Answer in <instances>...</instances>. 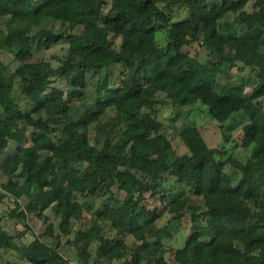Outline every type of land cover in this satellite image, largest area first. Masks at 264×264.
<instances>
[{"label":"trees","instance_id":"1","mask_svg":"<svg viewBox=\"0 0 264 264\" xmlns=\"http://www.w3.org/2000/svg\"><path fill=\"white\" fill-rule=\"evenodd\" d=\"M177 6L188 16L173 21ZM0 14L23 24L0 29V51L17 63L0 57V154L17 143L0 160V202L14 199L20 237L30 214L60 218L44 232L57 245L35 234L19 246L0 223V260L14 250L6 264H73L58 247L67 237L79 264H264V0H0ZM46 19L81 30L56 32ZM62 43L57 67L37 58ZM161 94L201 102L225 141L241 125L249 156L210 147L194 125L167 126ZM184 222L190 233L166 259Z\"/></svg>","mask_w":264,"mask_h":264},{"label":"rangeland","instance_id":"2","mask_svg":"<svg viewBox=\"0 0 264 264\" xmlns=\"http://www.w3.org/2000/svg\"><path fill=\"white\" fill-rule=\"evenodd\" d=\"M188 16V12L186 7L184 6H177L172 11V19L173 21L182 20ZM8 15L6 14H0V29H13L16 27H21L23 24H14L12 26H9L7 24ZM42 27L52 29L56 32L59 31H70V32H79L81 30L80 26H73L69 27L67 24L46 19L41 24ZM160 41L163 40L162 35H159ZM67 43L58 44L53 47H45L44 49L40 50L37 53L38 59H44V60H52L54 66H58V57L64 56L66 54L67 50ZM264 49V48H263ZM194 51V49H192ZM0 57L3 59L5 63H7L11 70H14L17 63L14 61L12 55L8 52H2L0 51ZM53 58V59H52ZM241 75L245 76L248 79V85L246 88L245 95L247 97L250 96L253 87L257 83V79L254 76L253 70L251 68H247L244 72H241ZM223 81V79H221ZM56 86H60L62 88H65V85L63 82H58ZM161 100V115L160 119L164 121V123L171 127L176 126V129L178 131L187 128L189 126H196L198 127L204 138L206 139L208 145L210 147H221L223 146L226 150L229 151V153L234 154L235 156L245 160L249 154L250 149L243 148L238 143L240 133H241V125H235L232 130L226 131L229 135L230 139L228 141L224 140V134L223 129L220 127V124L213 120L209 114L207 113V109L205 105H203L201 102H198L196 104L187 105V106H181V105H174L171 100L167 99L164 94L160 95ZM77 107V113L75 118H78V116L84 112L86 109V106L81 105V103H78L76 105ZM32 108V105L30 102H28V99L23 98V110L25 112H29ZM91 109H95L92 107ZM237 118H240V115L236 116ZM231 122V121H230ZM230 122H226L225 125L229 124ZM17 146V143L13 140L10 141L9 147L6 149V151L2 154H0V160L3 159V157H7L9 155H12L15 151ZM178 151L180 153H183L186 151V146L182 143L176 145ZM226 171L228 174L233 176V180L236 183L238 181L237 175H235L233 169L230 167L226 168ZM171 179H174L171 177ZM172 181V180H171ZM2 183V179L0 178V184ZM116 191V190H115ZM0 192H2L0 188ZM82 200V198H81ZM113 204V203H112ZM15 208V202L14 199L7 195L3 199L2 202H0V223L2 224L3 228L10 232L11 234L16 235V242L19 244V246L27 245L29 244L36 235H41L43 240H47V242L57 245L58 239L55 237L47 236L44 232L46 230V226L49 222H52L55 225V233L58 232V223H59V216L55 213L54 208H49L46 210L45 214L48 216V222L44 219L39 218L36 214H30L28 216V221L30 226L32 227V231H29L25 233L24 236L20 237L18 235L19 231L24 230V226L20 223V215H17L16 217L11 216L12 210ZM170 218V215L166 213L162 219L158 222V224L163 225L167 223L168 219ZM189 222H184L182 231H180L174 240L166 242V245L162 249V255L168 259L169 252L172 247H182L185 243V240L187 239L190 229H189ZM114 235V234H113ZM67 237H63L61 239V243L58 245L60 252L66 256L69 260L72 262H77L75 258V249L72 246H69L66 244ZM132 238L128 237L127 242L130 246V251L132 252L134 250V245L132 244ZM4 253V250L1 251V254ZM9 257L18 258V254L16 251L12 250L7 253L5 257H3L0 260V264H6V259ZM25 264V263H22ZM114 264H120L119 262H115ZM170 264H173L170 262Z\"/></svg>","mask_w":264,"mask_h":264},{"label":"built area","instance_id":"3","mask_svg":"<svg viewBox=\"0 0 264 264\" xmlns=\"http://www.w3.org/2000/svg\"><path fill=\"white\" fill-rule=\"evenodd\" d=\"M73 264H79L78 262H73ZM87 264H103V263H99V262H97V263H95V262H90V263H87Z\"/></svg>","mask_w":264,"mask_h":264},{"label":"crops","instance_id":"4","mask_svg":"<svg viewBox=\"0 0 264 264\" xmlns=\"http://www.w3.org/2000/svg\"><path fill=\"white\" fill-rule=\"evenodd\" d=\"M34 240V239H33Z\"/></svg>","mask_w":264,"mask_h":264}]
</instances>
